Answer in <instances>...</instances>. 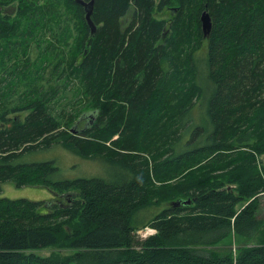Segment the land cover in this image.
I'll return each instance as SVG.
<instances>
[{"label":"trees","instance_id":"16d2710c","mask_svg":"<svg viewBox=\"0 0 264 264\" xmlns=\"http://www.w3.org/2000/svg\"><path fill=\"white\" fill-rule=\"evenodd\" d=\"M70 14L80 35L68 55L55 26ZM91 21L93 34L76 0H0V187L52 193L0 198V264H264V0H93ZM48 58L52 76L78 84L69 114H53ZM53 147L112 173L57 180L50 161L23 162ZM205 163L231 178L196 174ZM165 192L179 199L161 210ZM232 233L258 240L207 249ZM46 247L71 253H35Z\"/></svg>","mask_w":264,"mask_h":264},{"label":"rangeland","instance_id":"374dc122","mask_svg":"<svg viewBox=\"0 0 264 264\" xmlns=\"http://www.w3.org/2000/svg\"><path fill=\"white\" fill-rule=\"evenodd\" d=\"M169 14L165 13H154L153 17L162 20V19H168ZM56 19V18H55ZM60 23L55 26V31L57 32V40L59 42L60 39L63 40V49L66 54L71 55L73 50L76 47V39L77 36L80 35V28L77 25V22L73 19L72 15H67L66 17H59ZM51 34V33H50ZM49 41V40H48ZM49 42H46L45 45H47ZM34 44H31L30 47L31 53H39L43 50L41 48L40 50H37V48L33 47ZM44 45V47H45ZM197 39H196V45L195 48L198 49L197 46ZM85 50V47L83 48ZM47 69L45 73V78L49 80L47 82L44 79V89L49 90L50 88H57L62 95V99L58 103H56L55 107V113H62L65 112V114H69L72 111V107L74 104H76L77 95L75 94L76 88L78 87L77 82L75 81L73 87L69 88L68 80L70 78H62L53 75L52 76V64L54 63L53 59L48 58L47 59ZM46 64V63H45ZM204 72H205V66H204ZM5 81L7 84H9V79L7 77V73L3 71L2 67H0V84ZM201 85L203 84V80L200 81ZM10 85V84H9ZM8 85V86H9ZM1 87V86H0ZM65 87V88H64ZM67 87V89H66ZM79 88V87H78ZM64 89V90H63ZM22 92H25V88H22V86H19L18 93L13 96V98L9 99L7 102L11 101L9 105H14V101H17V98L19 100V96ZM27 112L20 113V117L23 119L26 116ZM66 116V115H65ZM91 158V157H90ZM83 159L73 155L65 150H61L59 147H53L46 151L36 152L33 154L26 155L23 159L24 163H37V162H45L50 161L56 168H58V172L55 174L54 179L57 180H76V179H89V178H98L102 177V175L107 173H112V169L109 165H106L105 161L101 158L95 157V159ZM262 161L264 162V155L257 157V167L260 169L262 167ZM222 167V166H221ZM192 171V169H191ZM229 169H223L220 167H215L213 164H199L198 167H196V174H202L205 175L208 178H214L217 180V178H223L224 180H229ZM176 179H170V180H153V183L155 184L156 189H167V185L170 186L173 182H175ZM229 183V182H228ZM227 183V184H228ZM165 199H162L160 202H157L158 208L161 210L164 208H167L170 203H172L175 200H178L179 198H176L177 195L164 193ZM0 198H9L12 200L17 199H26L29 201H46L50 200L52 198V193H50L47 189H43L40 187H22V188H16L11 183H5L1 185L0 187ZM176 198V199H175ZM259 218L264 219V196L260 197L259 199ZM147 232L150 230V227L147 226L145 229ZM75 231V230H74ZM143 232V233H142ZM147 232H144V230L136 232V236H138L139 239L145 240V237ZM149 236V235H148ZM253 239H257V237H253L250 240L242 239L237 237L234 233H232L228 238L223 240L222 242L214 245L209 246L207 249L211 252L215 253H224L235 250L240 244H252L254 241ZM258 240V239H257ZM37 255L40 256H48L52 254H57L60 256H66L71 253L69 249H64L61 247H46L40 250H37L35 252Z\"/></svg>","mask_w":264,"mask_h":264},{"label":"water","instance_id":"95a60500","mask_svg":"<svg viewBox=\"0 0 264 264\" xmlns=\"http://www.w3.org/2000/svg\"><path fill=\"white\" fill-rule=\"evenodd\" d=\"M76 3L84 8L85 20H86L87 26L90 28L91 34H93L94 29H95V26L93 25V23L91 21V12H92L93 0H90V1L76 0ZM199 21H200V25H201V31H202L204 37H206L211 30V19L206 12H203L199 18Z\"/></svg>","mask_w":264,"mask_h":264},{"label":"bare ground","instance_id":"6f19581e","mask_svg":"<svg viewBox=\"0 0 264 264\" xmlns=\"http://www.w3.org/2000/svg\"><path fill=\"white\" fill-rule=\"evenodd\" d=\"M6 89V88H5ZM1 115V114H0Z\"/></svg>","mask_w":264,"mask_h":264}]
</instances>
